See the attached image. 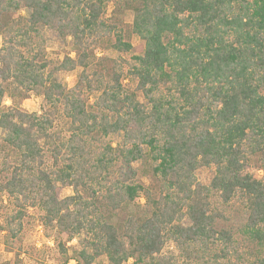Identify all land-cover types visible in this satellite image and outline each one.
Listing matches in <instances>:
<instances>
[{
	"label": "trees",
	"instance_id": "16d2710c",
	"mask_svg": "<svg viewBox=\"0 0 264 264\" xmlns=\"http://www.w3.org/2000/svg\"><path fill=\"white\" fill-rule=\"evenodd\" d=\"M47 28L72 40L74 57L47 59ZM0 36L8 241L38 209L61 237L62 264L76 237L78 264H264V0H0ZM103 45L119 57L99 56ZM78 69L71 89L56 77ZM31 94L39 113L3 103ZM119 134V145L107 141ZM203 167L215 170L208 186L196 177ZM214 199L242 209L253 253L220 226ZM169 244L177 254L164 253Z\"/></svg>",
	"mask_w": 264,
	"mask_h": 264
},
{
	"label": "rangeland",
	"instance_id": "374dc122",
	"mask_svg": "<svg viewBox=\"0 0 264 264\" xmlns=\"http://www.w3.org/2000/svg\"><path fill=\"white\" fill-rule=\"evenodd\" d=\"M113 6L108 9V16L111 14ZM27 11L21 12L20 15L28 16ZM133 21V13L126 11L123 15V22L125 28H128ZM43 38L45 41L46 57L49 61L57 63L62 61L65 56L70 55L74 57L73 44L71 39H62L60 35L47 28L44 30ZM130 42L133 45L134 55H141L144 50L143 42L136 36L130 37ZM2 46V37L0 36V48ZM99 56L118 58L119 54L108 48V45H103L97 51ZM81 70L78 69L73 72H60L56 75L58 81L62 83L66 88L71 89L75 86L78 80V76ZM7 100L11 101L10 106H17L22 110L29 113H39L42 106V98L31 94L28 99H18L13 102L9 97ZM93 101V99H92ZM27 105V107H25ZM6 106V107H10ZM58 129L65 130L66 123L64 120H60L58 123ZM6 132L0 129V142L4 140ZM113 146H117L122 143V135H111L108 140ZM1 157V156H0ZM1 162V161H0ZM137 170L142 183L145 186H154L155 182L152 175L149 173V166L145 161H139L134 165ZM250 173H253L258 178H261L262 173H259L255 168H251ZM214 168L203 167L196 171V177L198 181L208 186L214 178ZM73 194L71 189H64L62 197H68ZM140 204H144L142 198ZM215 208L220 210L224 219L219 221L221 227L229 230L235 239L239 242L241 251L246 253H253L254 249L249 245L240 234V230L244 225V214L242 209L237 205L225 206L222 205L217 199L213 200ZM134 210V209H132ZM13 214V206L6 194L0 192V226L4 225L5 217ZM43 213L38 209H30L27 212L24 220V231L19 239L9 240L7 234L0 230V264H13L18 262L19 264H62L63 256L60 254L58 243L61 237L55 231H48L42 221ZM185 225H190L188 219L185 220ZM82 237H76L73 241L66 244L68 250V256L71 260H75L74 252L80 248V239ZM9 243V244H8ZM165 254H177V250L174 244H169L164 250ZM264 255V254H263ZM264 258V256H263ZM69 261V262H70ZM68 262V263H69ZM95 264H110L105 256L99 257ZM125 264H135L133 260Z\"/></svg>",
	"mask_w": 264,
	"mask_h": 264
},
{
	"label": "clouds",
	"instance_id": "9594fccd",
	"mask_svg": "<svg viewBox=\"0 0 264 264\" xmlns=\"http://www.w3.org/2000/svg\"><path fill=\"white\" fill-rule=\"evenodd\" d=\"M3 103H4V105H6V106H10L11 105V101L10 100H4L3 101ZM25 107H27V105H25Z\"/></svg>",
	"mask_w": 264,
	"mask_h": 264
},
{
	"label": "built area",
	"instance_id": "2783aa9c",
	"mask_svg": "<svg viewBox=\"0 0 264 264\" xmlns=\"http://www.w3.org/2000/svg\"><path fill=\"white\" fill-rule=\"evenodd\" d=\"M68 264H78L75 260H71Z\"/></svg>",
	"mask_w": 264,
	"mask_h": 264
}]
</instances>
